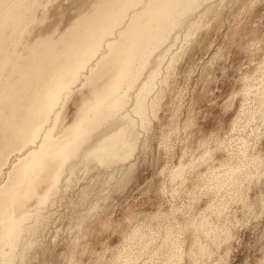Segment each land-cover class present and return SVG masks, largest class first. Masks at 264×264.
Listing matches in <instances>:
<instances>
[{"label":"rangeland","instance_id":"1","mask_svg":"<svg viewBox=\"0 0 264 264\" xmlns=\"http://www.w3.org/2000/svg\"><path fill=\"white\" fill-rule=\"evenodd\" d=\"M0 1V84L16 78L5 58L58 51L105 2ZM176 2L168 21H153L160 38L122 86V104L56 182L30 175L33 195L10 209L2 200L31 149L45 131L64 138L101 81L85 69L25 151L3 152L0 114V220L24 217L11 244L0 236V264H264V0ZM11 11L25 13L16 27L3 22Z\"/></svg>","mask_w":264,"mask_h":264},{"label":"bare ground","instance_id":"2","mask_svg":"<svg viewBox=\"0 0 264 264\" xmlns=\"http://www.w3.org/2000/svg\"><path fill=\"white\" fill-rule=\"evenodd\" d=\"M142 1L105 0L102 5L97 4L98 8L93 10L94 13L89 15L90 17H85L86 21L73 28L71 39L63 42L64 45L58 51H49L45 56L34 52L27 60H22L19 56L13 58L14 60H11V57L4 59L3 67L9 62L13 65L12 72L7 73L16 75V78H9L8 83L0 84V114L7 112L5 125L10 130L2 147L5 153L11 150L25 151V148L38 142L53 113L55 116L52 117L57 120L58 112L54 111L57 105H60L59 102H62L63 95L67 96L71 86L80 79L85 69L89 68L91 72L96 70L86 78L89 83L101 81L93 91V99L81 109L80 120L68 128L64 138L54 140L50 131H45L38 148L29 150V157L19 170L18 179L5 192L6 200H2L5 209L12 208L17 198L33 195L30 175L37 176L42 172L45 175L51 174L52 182H56L65 163L79 151V146L90 135L91 130L101 127V122L108 119L111 109H116L122 104L119 99L122 86L126 80L132 79L139 60L142 61L147 50L160 38V27L153 26V21L166 22L169 15L176 12L174 9L177 0H149L146 7L138 11V5ZM131 10L133 11L129 15ZM14 12L5 13L3 22L16 27L23 22L21 18L25 13ZM126 17L129 18L124 23ZM116 34L119 36L117 40ZM105 47L107 56L101 53ZM51 48L56 50V45ZM95 60L96 69H92L89 65ZM0 74L2 75V72ZM141 109L139 103L138 111ZM21 111L24 114L20 116ZM93 154L98 158L102 156V153ZM23 182L26 183L25 187H22ZM44 199L45 197H42L41 202ZM0 221V236L5 243L11 244L13 238L22 231L24 217H9Z\"/></svg>","mask_w":264,"mask_h":264}]
</instances>
